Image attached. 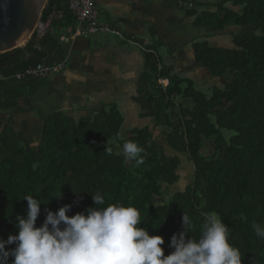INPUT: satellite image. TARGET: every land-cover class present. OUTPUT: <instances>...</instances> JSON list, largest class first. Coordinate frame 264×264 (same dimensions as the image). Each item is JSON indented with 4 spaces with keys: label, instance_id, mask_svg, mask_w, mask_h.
Returning <instances> with one entry per match:
<instances>
[{
    "label": "trees",
    "instance_id": "trees-1",
    "mask_svg": "<svg viewBox=\"0 0 264 264\" xmlns=\"http://www.w3.org/2000/svg\"><path fill=\"white\" fill-rule=\"evenodd\" d=\"M67 4L68 0H47L41 17L62 11L51 29L40 38L33 33L23 45L0 53V71L6 75L0 80V239L18 234L16 217L27 215L25 196L41 202L39 227L47 211L57 212L65 204L72 205L66 213L70 216L95 207L91 194L99 192L104 206L119 202L137 208L139 227L164 238L165 255L174 251L169 247L171 237L183 231L184 214L191 221L189 238L198 240L203 214L216 212L229 227V242L239 249L242 264H264V238L252 227H264V0H219L208 4L212 10L201 12L196 2L187 9L195 16V25L210 33L240 28L233 34V48L206 41L193 45L195 59L213 77L228 76L209 94L196 89L190 79L171 74L170 68H159L155 51L144 47L145 84L139 93L151 99L148 115L154 127L162 128L165 143L147 126L132 128L127 139L121 137L123 118L111 106L78 119L60 110L50 113L33 150L4 115L19 98L34 93L42 78L17 79L16 73L38 64H64L65 48L57 32L73 26ZM163 77L168 80L164 88L157 82ZM186 99L190 106L183 102ZM224 130L233 134L226 138ZM203 139L214 142L210 155L201 153ZM125 141L144 149L142 164L125 162ZM165 144L174 153L167 155ZM180 153L187 154L192 177L182 190L164 199L162 188L172 187L181 177ZM14 247L6 245V250Z\"/></svg>",
    "mask_w": 264,
    "mask_h": 264
},
{
    "label": "crops",
    "instance_id": "crops-1",
    "mask_svg": "<svg viewBox=\"0 0 264 264\" xmlns=\"http://www.w3.org/2000/svg\"><path fill=\"white\" fill-rule=\"evenodd\" d=\"M94 2L99 20L109 30L72 36L74 21L73 26L61 28L57 33L63 37L60 41L65 48L63 67L42 77L34 93L19 98L17 105L4 115L11 118L17 136L30 147L38 144L46 116L59 110L78 119L92 116L98 108L116 106L123 118L124 130L120 132L124 138L129 137L132 128L145 126L152 133L155 131L156 137L162 128L154 127L153 118L148 115L151 99L139 93L145 84L144 47L155 51L159 68L168 67L171 74L188 78L194 85L200 83L212 88L214 85L207 83L213 78L211 71L197 62L193 45L206 41L214 47L233 48V34L240 30L229 26L210 33L207 28L195 25V16L188 15L187 9L200 2L198 12L212 10L208 5L210 0ZM160 79L163 88L168 80L159 78L158 83Z\"/></svg>",
    "mask_w": 264,
    "mask_h": 264
},
{
    "label": "clouds",
    "instance_id": "clouds-1",
    "mask_svg": "<svg viewBox=\"0 0 264 264\" xmlns=\"http://www.w3.org/2000/svg\"><path fill=\"white\" fill-rule=\"evenodd\" d=\"M107 151L111 153V149ZM142 153L144 149L137 143L125 141L122 145L125 162L142 164ZM91 195L95 207L70 216L66 213L72 205L65 204L57 212L47 211L39 227L41 202L25 196L27 215L16 217L18 234L0 239V264H8L9 257H13L11 264H242L239 249L229 242V227L216 212L203 214L198 240L189 238L191 221L184 214L183 231L171 237L169 247L174 251L165 255L164 238L139 227L142 221L137 208L119 202L104 206L102 194ZM252 227L264 238V227ZM13 244L14 248L6 250V245Z\"/></svg>",
    "mask_w": 264,
    "mask_h": 264
},
{
    "label": "built area",
    "instance_id": "built-area-1",
    "mask_svg": "<svg viewBox=\"0 0 264 264\" xmlns=\"http://www.w3.org/2000/svg\"><path fill=\"white\" fill-rule=\"evenodd\" d=\"M67 5L75 22L72 36H87L97 31L109 30V26L99 20V12L94 0H68ZM186 6L191 7V3L187 4L186 2ZM61 16L62 11L52 10L44 17H40L34 28L35 36L38 38L44 36L51 29L52 21ZM60 39H63V37H60ZM62 67L63 65L61 63H55L51 66L38 64L34 67L27 68L23 72L16 73L15 77L17 79L24 78L26 75L45 77L47 74L58 71ZM5 77L6 75L0 71V80H3ZM162 84L163 80L160 79L159 85L161 86Z\"/></svg>",
    "mask_w": 264,
    "mask_h": 264
},
{
    "label": "water",
    "instance_id": "water-1",
    "mask_svg": "<svg viewBox=\"0 0 264 264\" xmlns=\"http://www.w3.org/2000/svg\"><path fill=\"white\" fill-rule=\"evenodd\" d=\"M47 0H0V53L23 45L33 34Z\"/></svg>",
    "mask_w": 264,
    "mask_h": 264
},
{
    "label": "rangeland",
    "instance_id": "rangeland-1",
    "mask_svg": "<svg viewBox=\"0 0 264 264\" xmlns=\"http://www.w3.org/2000/svg\"><path fill=\"white\" fill-rule=\"evenodd\" d=\"M217 1H219V0H210L211 3H214V2H217ZM206 79L209 81L210 78H206ZM227 80H228V76L226 74H223L220 77L211 78L210 82H207V83L210 86L214 85V86L222 87L224 82L227 81ZM194 86H195L196 89L202 90V91H204L207 94H209L211 92V87L203 86L200 83H197ZM183 102L186 103L189 106L191 105V102L189 100H187V99L183 100ZM121 130H124L123 126H121V129L119 130V132ZM157 130H160V128H158ZM160 131H159L158 135L155 137V139L160 137V139L164 142V138H163L162 134H160ZM122 134L123 133L120 132V136L121 137H123ZM153 134H155V131H153ZM231 134H233V132L227 131V130L223 131V135L226 138H228ZM33 145L34 146L31 147V148L36 150L37 142H36V144H33ZM164 147H165L164 150H165L167 155H170V154L174 153L172 150L169 149V147L166 144H165ZM213 150H214V142H213V140L212 139H203V147L201 148V153L203 155H210L213 152ZM178 155H179V158H180V161H181V163H180V170H182V171H180L181 172V177H180L179 181L176 182V184L173 185L172 187H170L168 189H165V190H164V188H162V197L164 199H167L168 196L172 192H175L176 190H182L190 182V179L192 177L193 166H192L191 162H189L187 154L180 153ZM182 163L184 164V166L181 165Z\"/></svg>",
    "mask_w": 264,
    "mask_h": 264
}]
</instances>
